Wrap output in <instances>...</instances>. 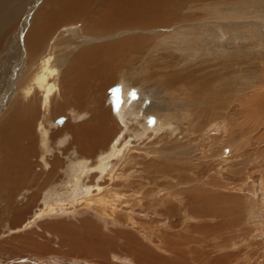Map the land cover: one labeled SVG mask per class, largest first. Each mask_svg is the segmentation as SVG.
<instances>
[{
  "label": "rangeland",
  "instance_id": "rangeland-1",
  "mask_svg": "<svg viewBox=\"0 0 264 264\" xmlns=\"http://www.w3.org/2000/svg\"><path fill=\"white\" fill-rule=\"evenodd\" d=\"M29 1L24 0V11ZM223 1H204L205 10L230 8L231 21L217 22L216 28L202 26L184 52L171 49L178 60L182 57L179 63L169 69L156 67L170 72L179 95L149 82L134 85L124 75L118 78L117 87L105 96L110 123L117 128L101 152L90 154L81 153L73 142L76 127L92 115L91 100L99 95L100 83H90L85 98L89 108L69 102L62 110L65 97L72 100L73 92L59 83L44 115L40 93L27 95L17 89L28 74V68L14 73L26 59L23 43L14 34L20 14L8 22L2 30L7 42L0 51V121L15 98L21 104L37 102L34 132L22 154L38 178L12 192L0 187V264H29L26 258L37 264H264V0ZM183 29L188 34L187 26ZM191 72L195 74L189 76ZM117 98L120 109L126 104L134 111L149 101L186 105L138 121L113 108ZM39 121L46 137L37 130ZM1 147L0 165L11 151ZM82 162L83 181L72 196L69 170ZM101 199L109 200L106 208L97 206ZM19 213L23 219L14 221ZM63 230L72 236L66 240Z\"/></svg>",
  "mask_w": 264,
  "mask_h": 264
},
{
  "label": "bare ground",
  "instance_id": "bare-ground-1",
  "mask_svg": "<svg viewBox=\"0 0 264 264\" xmlns=\"http://www.w3.org/2000/svg\"><path fill=\"white\" fill-rule=\"evenodd\" d=\"M17 1L18 4H15ZM40 1L41 0H30L28 2L30 5L28 6L29 8L24 11V0H0V51L3 50V44L7 42V38L5 36L7 33L3 34L2 30L7 24L9 25L8 22L10 20L16 19L15 17L20 14V21L16 20L17 29L14 30L16 31L14 34L23 43V54L25 53L26 59H24L25 61H20L23 62V64L20 65L19 70L16 68L14 73L17 75L21 73V71L23 72L28 68V74L24 79V83L20 84L21 88L17 89L18 91H21L22 89V93H27V95L29 93L35 95L40 93L42 96L41 109L44 110V115L50 110L51 96L53 93L55 94L56 90H59V83H61L62 87H67L69 92H73V99L69 100L67 97H65L66 100H63L64 102L61 104V107L59 108L60 110L68 105L69 102L71 105L72 102H75L76 106L81 107L85 106L84 104H87L85 109H87V107L89 108V104L85 103V98L86 94L90 91V87L92 86V84L90 86V83L95 81L100 83L99 86L97 85L99 95L91 100V102L94 104V108H92L93 106L90 107L92 114L90 119L83 121V123L80 125L78 124L79 126L76 127L77 129L75 128L76 135L73 144L79 146L80 152L85 154H90L93 152L95 153L99 150L101 152V148L103 147L102 145L106 144L111 136L112 131L117 128L116 124L113 122L112 124L110 123L108 107L105 105L107 97L105 98V96L112 93V90L118 84L117 81L120 76L122 77L124 75L126 77V82H133L134 85L137 86L144 84V82H149L153 87H165V89L168 90L172 89L174 95H179V88L175 89L170 83L174 80L173 78L168 77L170 72L163 69V71L157 70L156 67H159L160 69H169L172 65H175V63H179L182 57H180L178 60L179 55L172 52L171 49H178L181 50V52L183 50L184 52L185 50L182 48L187 47L189 42H195L194 32L200 30L202 26H211L216 28L220 26L218 24L220 21L232 20V16L228 11L230 8L217 10L219 7L217 6L215 11H206L204 7V1L211 0H42L43 2L39 8L36 9L35 7L40 3ZM214 1L216 3V1L219 0ZM228 1L229 0H224L223 3L228 4ZM232 6L234 7V5ZM21 9L23 13H21ZM199 9L204 11L201 12ZM240 10L242 9L240 8ZM212 21H214L216 24H206V22L210 23ZM182 26H187V29H189L187 32L188 34L184 33L186 28L182 30ZM14 46L16 47L15 44ZM154 52H157V55H154ZM194 56H196V54H194ZM21 58L23 59V57ZM183 62L185 61L183 60ZM193 74L195 73L191 72L189 76ZM196 80L200 82L201 78ZM13 81L14 80H12V82ZM15 86L12 85L13 89H15ZM120 86L122 85L120 84ZM205 86L207 87V84H205ZM131 90L132 92L134 91L133 89ZM199 90L196 91L199 92ZM65 91L67 90L65 89ZM16 99L17 98H15L13 101V106L9 113L4 117V119L0 121L1 148H9L11 150L7 152L1 160L0 187L4 186V188L9 191L11 190V192L14 191L19 185L24 184L25 182L27 183V180L33 181L34 177L38 178V175L32 172L31 162L29 159L27 161L22 154L23 149L26 147L25 141L34 132L35 121L33 110L38 107L37 102H29L25 104L23 102V104H21V102ZM256 100L258 101V99ZM119 101L120 98H117L116 102H114L113 108L120 110L119 112L123 113L125 117H129L130 119L138 121L140 119L147 121L149 119L148 116L151 113L162 116V111L170 110V112H178L186 105L185 102L169 104L164 100L149 101V103H143L144 105L142 104L143 106L140 108L138 106V108H135L134 111V107L132 109V106H125L126 104L124 103V107H122L123 109H120V104L122 101L119 105H116L119 103ZM204 109L205 108H202L200 110ZM84 111L87 112L86 110ZM81 112H83L82 108ZM87 113L89 114V112ZM154 124L156 125V123ZM36 127L37 130L41 132L42 136L46 137L47 129L44 128V122L39 121ZM72 130H74L73 127ZM42 142L46 143V140ZM31 150L33 149L31 148ZM159 151L160 150H158V152ZM83 166L84 162L77 163L72 169L69 170V175L74 181L73 184L71 183L69 188L71 192H69V194L72 196L79 192L78 188L81 186L82 180H80V177L84 172ZM102 166L103 163H101L100 166H97L96 168L100 170ZM69 175H67V177ZM54 182V179H52L51 184ZM66 182H68V184L70 183V181ZM51 184L47 187H51ZM24 186L26 185H23V187ZM87 187L88 188H86V191L88 193L91 191V187ZM69 194L67 197H69ZM109 194H106V198ZM115 196H117V194L114 195V197ZM110 198L108 197L107 199ZM33 201L32 203H34ZM105 202H109V200H98L97 206L106 208ZM30 205L33 204L30 203ZM57 205L60 206V204ZM160 210L163 211V209ZM23 214L24 213H19L16 215L14 221L23 219ZM69 235L72 236L69 231L63 230V237H65L66 240ZM26 242L27 241H25V243ZM27 246H29L28 249L31 252L33 245L30 244ZM14 250L17 249L14 248ZM53 258L59 259L56 257ZM24 261L29 262V264H37V262L31 258H26Z\"/></svg>",
  "mask_w": 264,
  "mask_h": 264
},
{
  "label": "snow or ice",
  "instance_id": "snow-or-ice-1",
  "mask_svg": "<svg viewBox=\"0 0 264 264\" xmlns=\"http://www.w3.org/2000/svg\"><path fill=\"white\" fill-rule=\"evenodd\" d=\"M133 95H135V93H133Z\"/></svg>",
  "mask_w": 264,
  "mask_h": 264
}]
</instances>
